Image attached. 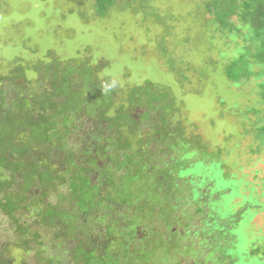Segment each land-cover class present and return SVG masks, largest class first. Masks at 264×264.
Returning <instances> with one entry per match:
<instances>
[{"label": "trees", "instance_id": "1", "mask_svg": "<svg viewBox=\"0 0 264 264\" xmlns=\"http://www.w3.org/2000/svg\"><path fill=\"white\" fill-rule=\"evenodd\" d=\"M145 1L92 0L91 9L155 18ZM190 5L203 64L234 88L253 78L241 134L260 154L264 0ZM11 65L0 74V221L13 238L0 243V264H264V226L255 223L264 220V176L261 185L257 172L237 176L225 150L189 130L170 88L123 89L101 76L107 61L64 62L51 51Z\"/></svg>", "mask_w": 264, "mask_h": 264}, {"label": "rangeland", "instance_id": "2", "mask_svg": "<svg viewBox=\"0 0 264 264\" xmlns=\"http://www.w3.org/2000/svg\"><path fill=\"white\" fill-rule=\"evenodd\" d=\"M192 1H145L144 4L153 9L155 18L118 10L97 18L91 9L92 0H0V74L7 75L14 58L33 64L45 58L49 51L64 62L77 59L96 64L105 60L109 65L101 76L117 80L123 89L145 81L170 88L183 104L182 114L189 123V130L211 146L225 150L223 160L230 163L229 168L232 167L237 176L245 173L252 181L257 172L261 185L264 151L250 155L248 145L257 147L259 144L255 145L251 134L243 137L241 134L240 116L244 108L255 106L249 103L253 97L247 99L253 78L244 89L234 88L215 65L203 64L204 50L195 41L193 30ZM217 38L215 47H223ZM166 63L173 70L168 69ZM188 63L194 73L185 71ZM239 167L242 168L240 173ZM255 223L263 228L261 214L255 218ZM241 234L246 239L245 233ZM12 238L9 225L1 219L0 243ZM247 247L242 244L241 251ZM11 255L19 260L18 251L11 248ZM248 264L263 263L255 260Z\"/></svg>", "mask_w": 264, "mask_h": 264}]
</instances>
